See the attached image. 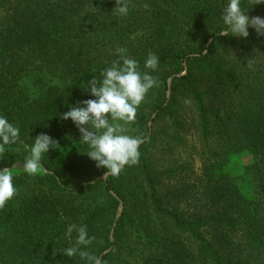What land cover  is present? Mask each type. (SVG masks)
I'll list each match as a JSON object with an SVG mask.
<instances>
[{
	"label": "trees",
	"instance_id": "obj_1",
	"mask_svg": "<svg viewBox=\"0 0 264 264\" xmlns=\"http://www.w3.org/2000/svg\"><path fill=\"white\" fill-rule=\"evenodd\" d=\"M128 2L120 16L115 0H0V116L19 128L0 166L29 156L41 133L58 144L35 176L12 173L0 264H89L64 254L77 237H66L70 224L86 225L95 239L81 250L103 264H264V36L217 35L228 0ZM247 15L264 18V4ZM117 48L158 87L125 133L144 140L138 165L103 178L60 115L95 99L87 82L119 60ZM150 52L155 71L144 67ZM188 108L194 143L170 159L187 145ZM241 155L250 161L234 174Z\"/></svg>",
	"mask_w": 264,
	"mask_h": 264
},
{
	"label": "clouds",
	"instance_id": "obj_2",
	"mask_svg": "<svg viewBox=\"0 0 264 264\" xmlns=\"http://www.w3.org/2000/svg\"><path fill=\"white\" fill-rule=\"evenodd\" d=\"M114 12L126 16L129 11L128 0H115ZM264 4V0H249V7ZM145 9L149 8L144 4ZM248 8H241V0H228L221 10L220 19L224 28L217 33L219 36L247 38L249 28L255 30L257 36H264V18L247 15ZM126 48H117L119 60L101 72V80L93 77L87 82V89L95 99H87L76 106L70 107L61 114V119L71 120L80 135V140L88 146L86 155L96 162V167L107 169L108 176L118 177L125 166L138 165L140 159L139 146L144 142L141 136L125 134L128 127L135 122L139 105L144 101L146 94L153 87H158L156 77L147 72L138 70V62L125 55ZM158 57L149 53L144 67L155 71L158 67ZM252 61L247 66L252 67ZM190 101L186 100L185 104ZM19 140V128L10 123L6 117L0 116V154L5 153V146L15 144ZM57 142L47 134L41 133L34 139L30 155L26 159L23 170L29 176H35L40 170L42 155L50 148H55ZM13 174L9 168L0 170V210L10 201L17 192L13 185ZM77 233L75 245L64 250L68 257L79 255L89 264H103V261L81 246H88L95 237H89L86 225L70 224L66 230V237Z\"/></svg>",
	"mask_w": 264,
	"mask_h": 264
},
{
	"label": "rangeland",
	"instance_id": "obj_3",
	"mask_svg": "<svg viewBox=\"0 0 264 264\" xmlns=\"http://www.w3.org/2000/svg\"><path fill=\"white\" fill-rule=\"evenodd\" d=\"M187 121H186V128H187V145L184 147V148H178L176 150V152L180 151L179 154H175V155H172L170 159H174L176 158L177 156L184 159L185 157L188 156V153H189V148L192 146V143H194V133H193V130L191 129V125H192V111L188 108L187 109ZM189 124V125H188ZM188 152V153H187ZM181 153V154H180ZM193 155V154H192ZM29 156H27L26 158H23L21 160H17V161H7L4 165L0 166V170L4 169V168H9L11 170L12 173H16V172H20L23 170V165L26 161V159L28 158ZM193 160V163H194V166L197 168L198 167V161L196 159V157L194 156L192 158ZM248 161H250V157L249 156H246V155H241L240 157H238L234 163H233V166H232V172L234 174H238L240 171H241V167L243 166V164L247 163Z\"/></svg>",
	"mask_w": 264,
	"mask_h": 264
},
{
	"label": "water",
	"instance_id": "obj_4",
	"mask_svg": "<svg viewBox=\"0 0 264 264\" xmlns=\"http://www.w3.org/2000/svg\"><path fill=\"white\" fill-rule=\"evenodd\" d=\"M105 177V174L103 175V178Z\"/></svg>",
	"mask_w": 264,
	"mask_h": 264
}]
</instances>
